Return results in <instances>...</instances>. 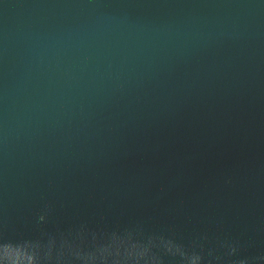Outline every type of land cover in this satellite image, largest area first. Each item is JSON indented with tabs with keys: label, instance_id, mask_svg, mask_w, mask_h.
Wrapping results in <instances>:
<instances>
[{
	"label": "water",
	"instance_id": "1",
	"mask_svg": "<svg viewBox=\"0 0 264 264\" xmlns=\"http://www.w3.org/2000/svg\"><path fill=\"white\" fill-rule=\"evenodd\" d=\"M0 264H264V0H0Z\"/></svg>",
	"mask_w": 264,
	"mask_h": 264
}]
</instances>
